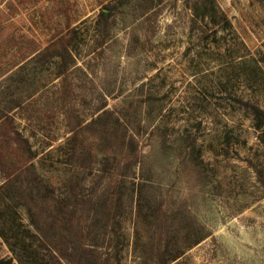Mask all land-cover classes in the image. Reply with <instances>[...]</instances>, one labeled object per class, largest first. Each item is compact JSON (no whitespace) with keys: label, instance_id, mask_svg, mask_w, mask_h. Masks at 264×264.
I'll use <instances>...</instances> for the list:
<instances>
[{"label":"rangeland","instance_id":"rangeland-1","mask_svg":"<svg viewBox=\"0 0 264 264\" xmlns=\"http://www.w3.org/2000/svg\"><path fill=\"white\" fill-rule=\"evenodd\" d=\"M245 102L264 0H0V124L34 153L0 128V260L264 264Z\"/></svg>","mask_w":264,"mask_h":264},{"label":"trees","instance_id":"trees-1","mask_svg":"<svg viewBox=\"0 0 264 264\" xmlns=\"http://www.w3.org/2000/svg\"><path fill=\"white\" fill-rule=\"evenodd\" d=\"M206 3L207 1L205 2V4ZM244 106L252 114L254 127L259 130L262 129L261 135L264 136V109L259 104H256V103L245 102ZM6 125L7 124L4 122L0 124V128L3 129L5 131V134L8 136L5 139H3L4 142L9 143L10 146L14 144V146L16 147H20L22 144H25L26 150H28V152L31 154L30 157L28 158H31L34 153L32 151L31 144L29 143V139L25 138L18 129L16 128L13 129V127H11L10 125H7V126ZM5 127H8V129H4ZM7 165L8 164L3 161L2 153H0V171L3 172V175L6 176V179H7L4 185L0 186V195L3 191H10V189H12L13 186H16L18 179H19V176L18 178L15 179V175L6 171V168H8ZM31 167L35 169V165L33 163H30L29 166H27L26 164H23L20 166V169L22 172H25L27 169L30 170ZM35 175H36V171H35ZM262 184L264 186V182H262ZM0 264H15V263H14V259L10 258V259L0 260ZM90 264H103V263L99 260V258H94L93 260L90 261Z\"/></svg>","mask_w":264,"mask_h":264}]
</instances>
